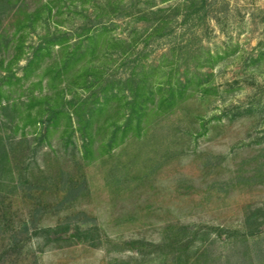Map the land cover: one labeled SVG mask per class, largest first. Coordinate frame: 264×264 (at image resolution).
<instances>
[{"label": "rangeland", "instance_id": "obj_1", "mask_svg": "<svg viewBox=\"0 0 264 264\" xmlns=\"http://www.w3.org/2000/svg\"><path fill=\"white\" fill-rule=\"evenodd\" d=\"M38 10L36 30L23 28ZM102 28L69 77L45 75L56 48L18 82L47 34L87 42ZM87 70L101 84L82 88ZM145 71L154 90L191 82L173 108L150 101L120 144L125 101L85 131L87 157L74 114V130L64 117L47 134L25 120L34 96L66 89L88 114L102 90L129 95L127 79ZM0 84V264H264V0H11L0 5ZM58 229L81 236L59 241Z\"/></svg>", "mask_w": 264, "mask_h": 264}, {"label": "trees", "instance_id": "obj_2", "mask_svg": "<svg viewBox=\"0 0 264 264\" xmlns=\"http://www.w3.org/2000/svg\"><path fill=\"white\" fill-rule=\"evenodd\" d=\"M11 0H1L0 5H6L10 3ZM46 8L49 12H52V9L46 5ZM26 23L23 25L25 29L36 30V24H38V20L41 18V11H33L31 13H27ZM107 28H102L98 31V33L88 36V43L86 41H76L71 43V41L66 36L54 35L51 36L47 34L44 38V42L40 43L37 47H33L32 56L27 59V65L24 67V76L22 78H17L18 82L23 81L24 79H29V76L36 67L40 66L43 62V59L48 55L50 56V51L58 48V57L54 60L52 64L48 66L45 70V75L50 79V83L53 84L58 80H62L63 78H67L70 75V72L79 67V64L85 60V58L89 55H95L97 44V39H106L107 37ZM24 41L17 46L18 54L14 58L13 63L9 64L11 67L12 64H18L23 58L24 53L22 52ZM8 69L6 72H9ZM88 71V70H87ZM84 71L78 77L79 84L82 88L88 89V84L93 87L95 83L101 84L99 81L101 75L96 73L90 75V71ZM145 71L142 75V78L139 79L136 72H134L129 79H127L126 83L129 85V95L125 92L121 93H109L107 89L102 90L100 93L103 102L100 101L98 108L91 109L88 114H84L82 109L87 105L88 99L81 102H75L77 99L74 97L73 101H66V89L60 90L59 92L53 93L52 95H44L42 97H33L29 101L28 105V114L25 118L27 124L29 126L37 127L40 125L42 131L44 133H49L53 128L58 127V122L61 118H66L68 121V126L70 129H73V122L71 115L74 114L77 118L78 129L77 132L82 134V137L85 140L84 143V151L85 156L91 152L92 142L86 141L87 132L89 128H92L95 117L98 114H101L106 106L112 100H118V102H124L125 106L128 109L127 114L124 116V121L117 129L113 131L111 138V145L115 146V144H120V142L124 141L131 130L134 128V125H137V129L140 130L142 126V120L146 115V111L148 110V103L152 101L153 103L157 102V107L159 109L163 108H173L177 103L178 98H183L187 92L188 84L191 80L185 82L179 81L176 84H173L171 80L166 83H161L158 86V89H153V86L149 84L148 73ZM11 76L5 75L2 77L1 82L5 85H11ZM24 78V79H23ZM94 78V79H91ZM200 84V83H199ZM202 84V83H201ZM0 88H2L0 84ZM99 94V95H100ZM121 97H123L121 99ZM1 102V97H0ZM37 107V112L34 110V107ZM68 106L73 109V113L68 110ZM39 107V108H38ZM6 109V107H2ZM34 111L35 113H32ZM74 130V129H73ZM89 134V133H88ZM122 135L121 139L118 136ZM90 135V134H89ZM86 137V138H85ZM4 138L0 137V151L2 152V158L6 161L9 158L8 149L5 147ZM57 240L61 241L64 239L67 240H76L80 238V233L78 231H60L52 230Z\"/></svg>", "mask_w": 264, "mask_h": 264}]
</instances>
